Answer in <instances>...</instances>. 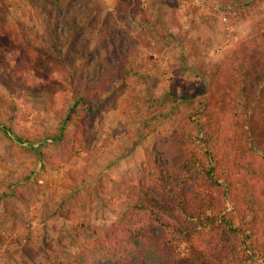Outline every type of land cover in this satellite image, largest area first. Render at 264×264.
Returning <instances> with one entry per match:
<instances>
[{"label": "rangeland", "instance_id": "374dc122", "mask_svg": "<svg viewBox=\"0 0 264 264\" xmlns=\"http://www.w3.org/2000/svg\"><path fill=\"white\" fill-rule=\"evenodd\" d=\"M40 10L77 27L79 51L45 53ZM1 23L52 74L22 78V59L11 62L15 87L27 81L12 95L1 57L20 53H0V264H76L107 230L122 233L153 155L235 45L264 24V0H0ZM57 71L73 74L91 111L78 128L64 123L71 101Z\"/></svg>", "mask_w": 264, "mask_h": 264}, {"label": "trees", "instance_id": "16d2710c", "mask_svg": "<svg viewBox=\"0 0 264 264\" xmlns=\"http://www.w3.org/2000/svg\"><path fill=\"white\" fill-rule=\"evenodd\" d=\"M36 13L48 30L45 53L79 51L76 26ZM1 24L0 53H20L1 57L2 87L12 95L23 90L27 81L15 87L8 76L10 63L19 59L22 78L48 80L52 73L36 67L30 50L12 45L13 32ZM59 74L55 82L65 84L71 101L64 123L78 128L91 111L81 107L85 99L76 92L73 74ZM185 122L153 155L138 199L121 216L122 233L107 230L88 246L92 259L76 264H264V24L215 69ZM111 237L115 246L106 252L103 242ZM181 244L185 257L176 251Z\"/></svg>", "mask_w": 264, "mask_h": 264}]
</instances>
